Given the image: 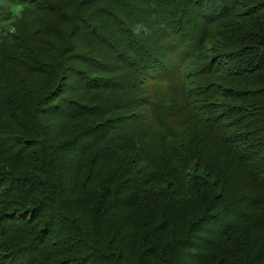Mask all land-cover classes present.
<instances>
[{
	"label": "trees",
	"instance_id": "1",
	"mask_svg": "<svg viewBox=\"0 0 264 264\" xmlns=\"http://www.w3.org/2000/svg\"><path fill=\"white\" fill-rule=\"evenodd\" d=\"M23 1L0 7V264H264V0H51L31 29ZM195 19L247 65L193 92ZM145 85L116 143L97 96Z\"/></svg>",
	"mask_w": 264,
	"mask_h": 264
},
{
	"label": "rangeland",
	"instance_id": "2",
	"mask_svg": "<svg viewBox=\"0 0 264 264\" xmlns=\"http://www.w3.org/2000/svg\"><path fill=\"white\" fill-rule=\"evenodd\" d=\"M23 1V0H22ZM4 2V0H3ZM23 2H26L30 8H27L23 14H22V22L25 23L27 27L30 29L35 28V25L38 20L43 19L44 17L48 16L51 11L55 8L51 0H25ZM0 7L4 10L2 11V15L6 14L8 11L7 5L1 3L0 0ZM218 10V13L212 12V10H209L206 14L212 16L213 18H218L221 14L225 12L226 9H237L236 4H234V1H232L231 5L228 3L227 0H216V6ZM195 25L196 28L194 31L190 32L189 36L192 39L193 42V49H197L200 51V58L198 61L195 62H187L185 67V73L188 74V76L191 79V89L190 91H197L201 86H204V83L200 82V80L196 77V73L201 70L202 68H205L207 63H211V67L215 70L216 68H220L223 72L228 74H234L236 67L247 65L246 58H239L237 60H226L222 59L218 62L213 59V48L217 47L214 37H207L206 29L209 27V24L205 21L201 20V22H198V20L195 19ZM157 51V50H156ZM134 57H139L137 50L134 49ZM160 56L165 65H167L168 68H175L178 65L177 61L171 60V55L166 49L160 50ZM142 55V54H141ZM118 63V61L116 62ZM136 67L139 69V62L137 61ZM140 81H144V76L141 77L139 75ZM117 82V80L115 81ZM153 88H156L154 85ZM90 89V88H89ZM100 89V88H99ZM147 85L145 86H139V90H130L129 97L123 96L122 89L116 88L113 91L107 94L98 95L97 100L101 103H104L105 105L109 106V110H114L109 116H107L110 119L111 127H113L112 130V136L115 139V142L118 143L122 139V136L120 135H128L129 133L136 132L135 126L136 123H133L132 120L128 119V114L131 111V105L132 101L131 99L135 98V95H145L142 99L149 98L150 95L147 93ZM91 90H87V93H89ZM84 99L92 98L91 95H87L86 93H82ZM97 100L93 102H97ZM226 99L219 98L216 103L218 110H223L222 106L226 103ZM98 103V102H97ZM193 103L195 106L201 105L200 102H197L196 99L193 100ZM104 114H108V112L103 111ZM241 113H238V116ZM88 117V116H87ZM87 117H84L87 118ZM82 121V120H81ZM203 124L200 122H196L193 124V129L196 133L203 132ZM229 136V135H227ZM237 138V135H233L230 137L232 141H235ZM113 139V138H112ZM108 145V146H107ZM101 149V151L104 154H108L110 146V141H100L98 145ZM107 146V147H106ZM113 148V147H112ZM254 233L258 234V231H255Z\"/></svg>",
	"mask_w": 264,
	"mask_h": 264
}]
</instances>
